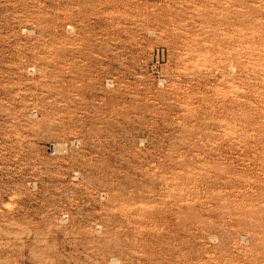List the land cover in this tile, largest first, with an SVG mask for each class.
Returning a JSON list of instances; mask_svg holds the SVG:
<instances>
[{
  "label": "rangeland",
  "instance_id": "rangeland-1",
  "mask_svg": "<svg viewBox=\"0 0 264 264\" xmlns=\"http://www.w3.org/2000/svg\"><path fill=\"white\" fill-rule=\"evenodd\" d=\"M0 264H264V0H0Z\"/></svg>",
  "mask_w": 264,
  "mask_h": 264
}]
</instances>
